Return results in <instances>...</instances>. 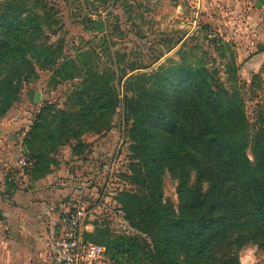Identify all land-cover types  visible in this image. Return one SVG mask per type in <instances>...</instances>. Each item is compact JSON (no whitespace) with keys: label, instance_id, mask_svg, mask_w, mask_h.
Instances as JSON below:
<instances>
[{"label":"rangeland","instance_id":"rangeland-1","mask_svg":"<svg viewBox=\"0 0 264 264\" xmlns=\"http://www.w3.org/2000/svg\"><path fill=\"white\" fill-rule=\"evenodd\" d=\"M53 1L0 0V15L12 14L9 9L21 5L22 19L33 18L40 24L37 40L23 45L28 62L38 71L37 76L22 78L21 96L29 101L26 91L30 87L41 93L44 99L31 102L34 109L30 115L34 117L48 105L44 116L51 119L61 112L77 113L82 107L77 92L87 87H103L105 93L108 90L115 105L106 111L105 118L85 125L81 136L88 143L85 153H112L111 174L98 199L92 196L99 189L89 175L75 182L85 183L88 194L84 199L92 210L85 235H97L96 229H100L139 237L152 248L150 236L139 231L129 218L137 217L136 205L128 208V216L122 203L124 194L140 191L144 172L132 134L136 116L132 109L126 110L125 99L131 100L139 112L141 102H147V92L160 89L164 77L174 68H205L223 96L226 93L240 100L248 123L246 152L254 162L255 140L264 127V0H61L57 6ZM49 51L56 60L46 65L43 62ZM1 66L14 67L12 63ZM82 95L86 102L101 96L96 91ZM111 121L112 129L104 133ZM29 123L23 126L25 131ZM70 142L59 147L61 154L79 158ZM162 193L163 203L178 212V180L167 170L162 176ZM105 249L104 256L91 264H151V255L143 252L114 258ZM239 261L264 264V246L245 244L239 251Z\"/></svg>","mask_w":264,"mask_h":264},{"label":"trees","instance_id":"trees-1","mask_svg":"<svg viewBox=\"0 0 264 264\" xmlns=\"http://www.w3.org/2000/svg\"><path fill=\"white\" fill-rule=\"evenodd\" d=\"M59 1H53V5L57 6ZM21 7L10 8L12 14L0 15V76L8 73L6 78L0 77V119L21 99L22 78L37 76L38 71L28 62L23 45L37 40L40 24L33 18L22 19ZM46 54L48 58L43 63L50 65L56 55L51 51ZM9 63L14 67L1 66ZM210 76L201 67L174 68L164 77L160 89L147 92V102H141L139 112L126 97V110L132 109L136 116L132 134L142 162L140 170L144 172L140 191L124 194L122 203L128 216V208L136 205L137 217L129 218L139 231L150 236L153 246L150 248L139 237L114 235L100 229H96L97 235L102 238L85 235L87 240L107 247L114 258L143 252L151 255V264H240L242 246L250 242L264 246V127L255 140L253 162L246 152L248 123L240 100L226 93L223 96ZM95 91L101 96L88 102L83 99V93ZM104 93L103 87L77 92L82 107L76 114L61 112L48 119L44 116L47 105L29 117L30 125L22 141L28 147V155L20 147L19 139L16 141L17 160L24 155L31 162L30 168L25 167V174L36 181L52 173L55 153L71 140L74 153L83 155L78 161L85 167L80 164L75 169L72 166L78 161L74 165L71 161L67 164L68 173L76 177L75 182L89 175L99 189L91 194L98 199L111 174L112 153L100 157H95L93 151L86 154L88 145L81 136L85 125L105 118L106 111L115 105L108 90ZM30 106L32 111V103ZM113 123L107 124L104 133L112 129ZM88 163L93 167L87 168ZM20 167V162L13 166L16 171ZM166 170L178 180V212L162 201V176ZM87 190L86 187L79 192L84 197Z\"/></svg>","mask_w":264,"mask_h":264},{"label":"crops","instance_id":"crops-1","mask_svg":"<svg viewBox=\"0 0 264 264\" xmlns=\"http://www.w3.org/2000/svg\"><path fill=\"white\" fill-rule=\"evenodd\" d=\"M30 105L31 101L21 96L0 119V264H56L47 243L50 225L59 220L71 202L81 195L79 191L85 189V183H75L67 165L71 161L74 165L83 155L72 159L58 150L52 173L36 181L25 174L24 169L30 168L31 162L24 155L17 160L16 141L19 139L22 148L26 134L23 126L32 114ZM19 162L21 167L16 171L13 166ZM80 164L85 167L81 161L72 167L79 169Z\"/></svg>","mask_w":264,"mask_h":264},{"label":"built area","instance_id":"built-area-1","mask_svg":"<svg viewBox=\"0 0 264 264\" xmlns=\"http://www.w3.org/2000/svg\"><path fill=\"white\" fill-rule=\"evenodd\" d=\"M91 214L89 203L80 195L50 225L47 243L56 264H91L104 256L103 245L85 238Z\"/></svg>","mask_w":264,"mask_h":264},{"label":"water","instance_id":"water-1","mask_svg":"<svg viewBox=\"0 0 264 264\" xmlns=\"http://www.w3.org/2000/svg\"><path fill=\"white\" fill-rule=\"evenodd\" d=\"M26 93H27V95H28V97H29V100H30L31 102H38V101L44 99V96H43L41 93L37 92V91H36L34 88H32V87L28 88L27 91H26ZM22 148H23V151H24L25 154H28V153H29V150H28V147H27L26 144H24V145L22 146Z\"/></svg>","mask_w":264,"mask_h":264}]
</instances>
